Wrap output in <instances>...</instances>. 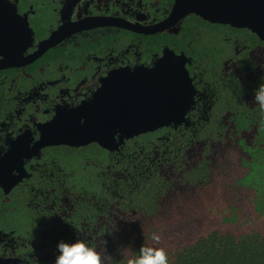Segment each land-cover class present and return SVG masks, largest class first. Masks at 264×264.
<instances>
[{
	"label": "flooded vegetation",
	"instance_id": "1",
	"mask_svg": "<svg viewBox=\"0 0 264 264\" xmlns=\"http://www.w3.org/2000/svg\"><path fill=\"white\" fill-rule=\"evenodd\" d=\"M177 1L0 0V264H55L58 242L92 244L90 205L108 193L92 184L110 186L113 162L137 172L140 165H165L175 151L165 142L171 136L210 133L224 104L244 96L245 49L249 74L257 77L249 87L264 83V41L255 32L248 29L253 46L245 44L237 36L245 27L194 12L176 15ZM209 34L220 61L211 66ZM169 50L184 56L193 86L187 122L147 131V142L139 139L147 132L116 135L114 148L43 143L53 119L72 125L80 113L96 110L99 98H127L104 94V86L121 84L110 79L115 71L153 67ZM21 206L24 215H13ZM22 227L26 232L18 233Z\"/></svg>",
	"mask_w": 264,
	"mask_h": 264
},
{
	"label": "trees",
	"instance_id": "2",
	"mask_svg": "<svg viewBox=\"0 0 264 264\" xmlns=\"http://www.w3.org/2000/svg\"><path fill=\"white\" fill-rule=\"evenodd\" d=\"M239 30L237 36L253 46L251 32ZM208 36L205 64L217 65ZM203 53L196 55L201 59ZM243 53L244 96L222 105L210 133L171 136L165 142L174 143L175 151L165 165H140L137 172L113 162L112 179L105 183L110 186L92 184L96 192L108 193L90 205L96 219L90 245L106 249L111 264H126L128 249L152 243L154 232L161 235L158 246L168 253L169 264H264V112L253 102L255 89L249 85L257 77L249 74L247 49ZM151 135L139 139L147 142ZM24 211L17 207L13 215Z\"/></svg>",
	"mask_w": 264,
	"mask_h": 264
},
{
	"label": "water",
	"instance_id": "3",
	"mask_svg": "<svg viewBox=\"0 0 264 264\" xmlns=\"http://www.w3.org/2000/svg\"><path fill=\"white\" fill-rule=\"evenodd\" d=\"M186 12L212 22L245 27L264 41V0H178L173 13ZM184 62L182 54L169 50L153 67L115 71L110 79L121 84L104 86V94L127 98H99L96 110L88 108L72 125L67 120L58 125L59 120L53 119L44 126L43 143L77 146L96 142L114 148L116 135L120 140L187 122L185 113L193 101V86Z\"/></svg>",
	"mask_w": 264,
	"mask_h": 264
},
{
	"label": "clouds",
	"instance_id": "4",
	"mask_svg": "<svg viewBox=\"0 0 264 264\" xmlns=\"http://www.w3.org/2000/svg\"><path fill=\"white\" fill-rule=\"evenodd\" d=\"M253 102L264 112V83L254 90ZM152 243L142 244L138 251L128 249L126 264H169L168 253L158 246L161 241L159 233L151 234ZM59 255L55 264H111L112 257L106 249L101 252L89 245L85 239L78 238L72 243L60 241L57 244Z\"/></svg>",
	"mask_w": 264,
	"mask_h": 264
}]
</instances>
